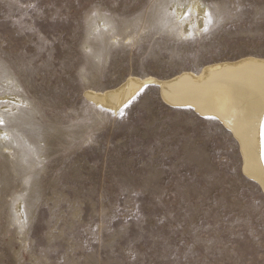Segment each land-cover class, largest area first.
<instances>
[{
	"label": "rangeland",
	"instance_id": "1",
	"mask_svg": "<svg viewBox=\"0 0 264 264\" xmlns=\"http://www.w3.org/2000/svg\"><path fill=\"white\" fill-rule=\"evenodd\" d=\"M199 1L208 32L181 36L164 0H0V264H264V195L227 131L155 87L115 115L83 95L264 57V0Z\"/></svg>",
	"mask_w": 264,
	"mask_h": 264
},
{
	"label": "bare ground",
	"instance_id": "2",
	"mask_svg": "<svg viewBox=\"0 0 264 264\" xmlns=\"http://www.w3.org/2000/svg\"><path fill=\"white\" fill-rule=\"evenodd\" d=\"M189 3L192 15L186 21L182 20L186 8L174 7L176 23L173 29L181 36L189 35L193 29L202 30L207 22L205 9L199 7L201 2L191 0ZM159 17H154L156 23L162 19ZM144 20L140 24H147L148 28L150 21ZM149 24H153L152 21ZM145 85L155 87L159 99L170 108L189 109L200 118L214 117L212 120L227 131L237 145L242 176L264 195V57L245 55L212 61L197 72L181 70L161 79L128 75L115 86L102 90L88 88L83 95L94 107L115 115L132 102ZM12 141L8 139L3 146L10 148ZM10 168L14 174L15 163H11Z\"/></svg>",
	"mask_w": 264,
	"mask_h": 264
},
{
	"label": "snow or ice",
	"instance_id": "3",
	"mask_svg": "<svg viewBox=\"0 0 264 264\" xmlns=\"http://www.w3.org/2000/svg\"><path fill=\"white\" fill-rule=\"evenodd\" d=\"M177 6L187 8V11L185 12L184 17H182V20L186 21L192 15L191 4L186 2V3L178 4ZM153 7L160 9V12L163 14V16L171 15L173 18L175 17V10L174 9H172L171 12L169 13V9L172 8V5L170 3H168L167 0H164L163 3L154 4ZM199 7L205 9L204 15L206 17L207 22L204 25L203 32L207 33L209 30L208 25L212 22V12L209 11L208 9L212 8L213 5H207L206 6L204 3H200ZM100 11H101V6L93 5L92 7H90L88 9V14L91 17H96L100 13ZM104 15H105V17H108L110 15V13L105 11ZM189 35L191 36L192 33H189ZM145 87H147V85H145ZM0 103L7 104L8 101H3ZM122 114L123 113L121 112V115ZM9 115H10V113H9ZM213 118L214 117H209V119H213ZM4 124H5V114L3 112H0V126H3ZM262 135H264V123H262ZM0 139H10V137H8L7 133H5L2 136H0Z\"/></svg>",
	"mask_w": 264,
	"mask_h": 264
}]
</instances>
